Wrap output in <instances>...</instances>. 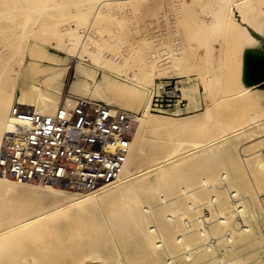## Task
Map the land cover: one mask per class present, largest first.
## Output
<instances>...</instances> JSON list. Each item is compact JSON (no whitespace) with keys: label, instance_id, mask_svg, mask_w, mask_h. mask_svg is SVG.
I'll use <instances>...</instances> for the list:
<instances>
[{"label":"bare ground","instance_id":"1","mask_svg":"<svg viewBox=\"0 0 264 264\" xmlns=\"http://www.w3.org/2000/svg\"><path fill=\"white\" fill-rule=\"evenodd\" d=\"M20 1L22 2L4 0L8 9L6 6L1 7L5 10L0 11V71L4 69L12 42L19 45L23 43L22 36L18 35L20 28L17 25L25 23L29 11L25 5L27 2L23 0L25 4L22 9ZM131 1L133 0L94 1L89 23L79 35L67 37L63 52L66 56L47 53L50 60L44 66L50 72V83L32 86L31 93L26 83H22L18 87L19 93L13 98H8L7 94L1 95L0 148L4 133L12 124L27 125L32 115L50 116L60 108L67 111L71 126L80 125L83 129H89L96 106L84 100L87 95L141 112V115L138 114L139 124L130 141L123 168L114 180L96 184L88 190L71 191L60 184L48 185L37 180L15 182L0 176V239L9 242L8 254L2 258L3 264H172L176 261L173 255H168L165 261L160 259L156 248L164 246V241L160 240L154 246L149 234L151 230L146 226V212H153L158 208L141 204L151 199L155 192H166L160 197V201L165 203L157 212L160 215L163 208L172 206V195L175 192L181 191L182 194L190 195L189 193L199 188L210 187L209 178L207 180L202 177L201 180L199 177L213 173L222 162L219 153L210 152V144L186 154L185 158L188 160L187 163L183 162V168L169 167L180 159L162 162L157 166L159 161L150 157L156 153L173 152L175 146L164 142L162 138L171 135L176 129L189 130L200 125L205 117L200 114L178 119L154 117L148 111L153 88L151 90V83H145L146 75L138 77L142 83H122L137 77L130 74L122 76L120 70L129 54L132 65H136V56L133 55L136 49H133V43H129L135 39L136 34L129 29L119 31L115 26L109 28V36L102 39L95 36V32L101 19L107 16L105 10L108 11L109 4L133 3ZM216 1L218 6L220 0ZM229 1H224L221 11L219 8L223 1L221 0L218 7L215 5L218 11L213 14L214 26L210 28L213 30L210 33L211 40L214 37L222 61L221 78L215 79L224 82L223 85L230 89L239 84V98L257 102L264 99V86H243L241 71L245 52L253 51L256 54L264 49V0H235L234 3L227 4ZM9 17L12 21L14 18L17 20L14 21L16 27ZM45 22L47 21L43 20L42 24ZM209 30L207 29L208 32ZM97 40L102 49L95 46ZM123 40L129 43V52H121L120 43ZM92 53L104 57V64L115 74L101 73L97 78L95 71L87 67ZM68 56L74 60V75L65 82L70 68L67 64ZM171 74L177 76L179 71H172ZM64 88L72 95H63L61 91ZM185 89L186 94L198 99L199 93L195 84H190ZM109 107L124 110L120 107ZM70 109H73V113ZM201 151L200 158H193V155ZM233 176V181L237 184L244 182L239 173L235 172ZM254 186L258 191H263L264 178L258 184L254 181ZM144 191L149 196L141 201L136 195ZM261 206L264 210V201ZM190 209H194V206H190ZM187 218L182 219L185 234L196 231L200 235L206 234L207 222L206 226L196 228ZM160 226L169 234L170 229L166 222H161ZM242 229L249 230L245 225ZM227 238L230 239L231 236L228 234ZM210 246V243L204 245L209 250ZM190 256L188 251L184 253L186 259Z\"/></svg>","mask_w":264,"mask_h":264},{"label":"rangeland","instance_id":"2","mask_svg":"<svg viewBox=\"0 0 264 264\" xmlns=\"http://www.w3.org/2000/svg\"><path fill=\"white\" fill-rule=\"evenodd\" d=\"M24 1L27 4L23 0L19 3H22V9L23 4L27 5L29 13L25 23L20 21L17 25L20 28L18 35L22 36L23 43L19 45L13 41L8 49L9 56L5 60L4 69L0 71V98L2 93L7 94L8 98L16 96L22 83H26L28 91L32 90V86L50 83V72L44 66L50 60L47 53L66 56L63 52L67 37L79 35L89 23L91 6L96 0ZM138 1L109 4L108 11L105 10L107 16L101 19L95 32V36L102 39L109 36L108 29L115 26L119 31L129 29L136 34L135 39L129 42L136 49L133 54L136 56V65H132L129 54L120 70L122 76L130 74L137 77L122 83H142L138 77L143 74L146 75L145 83H151L152 90L159 79L178 78L183 83L182 91L187 100L188 113L152 115L169 119L185 118L194 114L205 117L200 125L189 130L176 129L171 135L162 138L164 142L175 146L173 152L156 153L150 157L160 162L157 166L162 162L180 159L173 163L177 167L173 164L169 167L183 168V162L187 163L188 160L185 158L186 154L210 144V152L219 153L222 162L213 173L199 177L201 180L202 177L207 180L209 178L210 187L199 188L189 193L190 195L182 194L181 191L175 192L172 195V206L163 208L160 215L157 212L165 205L160 197L166 192H155L151 199L142 202L141 206L158 208L153 212H146V226L151 230V242L154 245L160 240L164 241V246L156 250L162 261L168 255L175 256L176 261L172 264H264V210L261 206L264 190L258 191L254 186V181L258 184L264 178V99L257 102L244 101L237 94L239 84L230 89L223 85L224 82L215 79L221 78L222 61L214 37L211 40L210 33L213 30L210 28L214 26L212 17L218 11L221 0L218 1V6L216 0ZM222 1L220 5L226 0ZM234 1L230 0L227 4ZM0 5L2 11L5 9L1 7L7 8L8 4L4 5V0H0ZM222 7L223 5L219 10ZM43 20L47 21L46 25L42 24ZM14 21L17 20L14 18L12 22ZM14 26L16 27L15 22ZM207 29H210L209 32ZM11 36L14 34L11 33ZM125 41L120 43L122 53L129 52V43ZM95 46L102 49L99 40ZM249 52L253 53L247 51L242 57L241 84L259 88L264 86V82L255 86L244 83V57ZM260 53L264 54V49L256 54ZM104 62V57L92 53L87 67L95 71L97 78L101 73L115 74ZM67 64L70 68L65 82L74 75V60L70 56ZM172 71H179V74L173 76ZM190 84L196 85L199 93L197 100L186 94L185 88ZM61 92L63 95H72L66 88ZM84 100L89 104L120 107L141 115L140 110L113 105L89 95ZM69 111L73 113V109ZM201 154L202 151L193 155V158H200ZM235 172L243 177L244 182L237 184L233 181ZM136 196L143 201L149 194L144 191ZM191 204L194 209H190ZM181 216L188 217L196 228L207 224L206 234L200 235L197 231L185 234ZM161 222L167 223L169 234L162 230ZM243 225L249 230L244 231ZM228 234L230 239L227 238ZM206 243L211 244L210 250L204 247ZM8 247V240L0 239V264H3L2 258L8 254ZM187 251L191 255L189 259L184 257Z\"/></svg>","mask_w":264,"mask_h":264},{"label":"built area","instance_id":"3","mask_svg":"<svg viewBox=\"0 0 264 264\" xmlns=\"http://www.w3.org/2000/svg\"><path fill=\"white\" fill-rule=\"evenodd\" d=\"M182 89L178 78L157 80L149 113H188ZM94 105L96 112L89 129L71 126L63 108L50 116L34 114L27 125L12 124L0 148V176L81 191L114 180L123 168L139 115Z\"/></svg>","mask_w":264,"mask_h":264},{"label":"water","instance_id":"4","mask_svg":"<svg viewBox=\"0 0 264 264\" xmlns=\"http://www.w3.org/2000/svg\"><path fill=\"white\" fill-rule=\"evenodd\" d=\"M244 83L257 85L264 82V54L246 53L244 57Z\"/></svg>","mask_w":264,"mask_h":264},{"label":"crops","instance_id":"5","mask_svg":"<svg viewBox=\"0 0 264 264\" xmlns=\"http://www.w3.org/2000/svg\"><path fill=\"white\" fill-rule=\"evenodd\" d=\"M260 55H261V53H260Z\"/></svg>","mask_w":264,"mask_h":264}]
</instances>
